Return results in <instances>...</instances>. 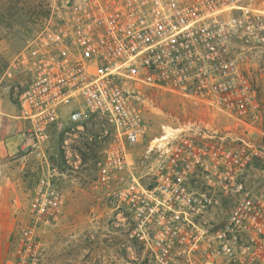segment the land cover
<instances>
[{
  "label": "built area",
  "instance_id": "1",
  "mask_svg": "<svg viewBox=\"0 0 264 264\" xmlns=\"http://www.w3.org/2000/svg\"><path fill=\"white\" fill-rule=\"evenodd\" d=\"M250 45H264V12L245 0H49L12 64L22 149L41 172L9 264L40 262L39 230L62 215L67 178L97 196L109 212L102 236L131 260L264 264V106ZM158 96L221 113L259 139L200 121L147 140L144 113ZM55 140L61 166L48 154ZM139 146L144 180L131 157Z\"/></svg>",
  "mask_w": 264,
  "mask_h": 264
},
{
  "label": "rangeland",
  "instance_id": "2",
  "mask_svg": "<svg viewBox=\"0 0 264 264\" xmlns=\"http://www.w3.org/2000/svg\"><path fill=\"white\" fill-rule=\"evenodd\" d=\"M250 10L264 12V0H245ZM49 0H0V264H9L14 256L21 229L28 221V207L33 189L40 176V163L22 148L25 122L13 99L14 87L19 83L18 69L12 65L25 42L43 22ZM248 70L262 77L255 84L264 106V45L247 52ZM10 74V76H8ZM146 105L144 118L148 124L146 139L161 135L162 126L175 128L188 122L214 124L220 134L233 138L259 139L253 131L245 132L221 113L192 107L186 100L172 96H158ZM74 105L64 108L69 111ZM145 146L131 153L136 174L145 179L138 167ZM52 163L61 166L60 147L55 140L48 149ZM86 175H93V164L86 163ZM83 179H62L63 213L51 225L42 226L39 236L43 257L38 264H143L140 258L131 260L118 249L119 240L104 238L109 212L98 205L96 195L83 188ZM92 236V238H91Z\"/></svg>",
  "mask_w": 264,
  "mask_h": 264
}]
</instances>
